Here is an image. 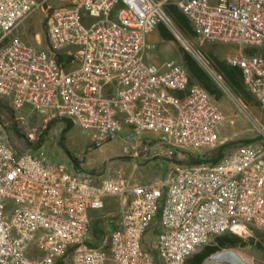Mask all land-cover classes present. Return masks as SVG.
Instances as JSON below:
<instances>
[{
  "label": "built area",
  "instance_id": "built-area-1",
  "mask_svg": "<svg viewBox=\"0 0 264 264\" xmlns=\"http://www.w3.org/2000/svg\"><path fill=\"white\" fill-rule=\"evenodd\" d=\"M49 2L0 0V95L15 109H52L95 129L98 139L128 127L182 148L218 144L224 116L216 100L184 63L148 62V35L160 24L175 27L166 8L174 3L209 41L261 46L264 0H70L45 20L54 50L74 47L70 68L12 36ZM192 53L227 88L208 56L196 47ZM227 61L241 67L264 110V54H231ZM180 78H189V96H182ZM108 197L120 201L119 224L91 247L90 211L103 209ZM158 215V236L148 248L145 234ZM249 229L264 232V146L257 154L238 149L215 164L175 163L162 180L141 183L121 170L96 178L50 162L0 132V264H187L216 236Z\"/></svg>",
  "mask_w": 264,
  "mask_h": 264
},
{
  "label": "rangeland",
  "instance_id": "rangeland-1",
  "mask_svg": "<svg viewBox=\"0 0 264 264\" xmlns=\"http://www.w3.org/2000/svg\"><path fill=\"white\" fill-rule=\"evenodd\" d=\"M69 2L70 0H50L44 7L31 13L14 30L12 36H17L26 43L50 51L63 65L70 67L69 62L63 58V52L52 48L45 28L46 17L59 6ZM120 6L121 2L114 9L115 16H117ZM174 24L175 27L165 24L158 25L151 31L158 36V39L148 38L150 43L146 58L148 62L161 63L174 59L187 66V57L201 66L192 53V47L201 49L210 61L212 55L220 61H227V57L231 54L251 52L247 51V48L235 44L209 41L194 31L188 34L175 21ZM160 26L164 29L163 34L160 31ZM261 47L264 48V46L252 48L255 49V52L264 53V49ZM219 74L222 76L220 72ZM211 79L213 78L211 77ZM222 79L224 80L223 76ZM213 81L217 85V94L226 102L230 111H223L221 108L224 118L218 127L219 142L212 148L177 147L162 135L137 133L128 127L118 134L98 139L95 129L75 125L66 118L54 115L52 109L39 111L29 104L15 109L11 99L1 95L0 132H4L11 143L20 150L45 152L50 162L65 161L72 169L90 172L96 178L112 176L121 170L131 181L141 183L162 180L173 164L181 163L179 161L188 165L186 151L205 153L209 160L219 159V162L238 149L253 154L259 153L264 146V111L262 107L251 95L253 100L249 99V101L259 107L253 109L248 106V111L244 110L234 98L233 90L225 80L227 88L216 80L213 79ZM219 103L223 104L221 101ZM204 163L212 164L211 162ZM97 214L102 229L106 231L101 239L103 242L112 232L119 217V199L109 197L105 207L97 210ZM159 215L145 234L148 248L154 247L158 236ZM221 235H225L227 240L220 249L234 248L251 264H264V232L249 229L242 234L225 232ZM89 241H96L92 233ZM210 243H216V240L214 239ZM203 247L197 252L203 253ZM211 253L210 251L204 252L202 259ZM193 255L188 258L187 264L194 263ZM158 262L163 264L161 259H158Z\"/></svg>",
  "mask_w": 264,
  "mask_h": 264
},
{
  "label": "trees",
  "instance_id": "trees-1",
  "mask_svg": "<svg viewBox=\"0 0 264 264\" xmlns=\"http://www.w3.org/2000/svg\"><path fill=\"white\" fill-rule=\"evenodd\" d=\"M167 11L173 18V20L178 24V26L186 33H191L193 30L192 25L188 19V17L183 13V11L174 3H167L166 5ZM162 25V24H160ZM160 31L162 34L164 33V29L160 26ZM195 32V31H194ZM187 67L190 71L191 76L200 82L210 93L217 92V85L213 79L208 75V73L197 63H194L189 58L186 57ZM211 62L214 67L222 74L225 82L230 86L234 93L240 94L245 98L251 97V93L247 90L244 84L243 78V71L241 67L238 65L230 64L228 61H220L216 57L212 55ZM188 158V165L204 163V162H211L212 164L218 163L219 159L217 160H209L206 157L205 153H195L191 151L185 152ZM73 158V157H72ZM182 163V161H179ZM91 233L95 236L96 241H87V245L91 247H96L101 245V239L106 234V231L102 229L98 217H95L91 220ZM216 243H209L204 245L203 251L207 252H214L221 248V246L226 244L227 237L225 235H218L215 237ZM75 246L71 247L70 251H72ZM204 253H195L194 256V263L201 264L202 257ZM63 260H59L57 264H62Z\"/></svg>",
  "mask_w": 264,
  "mask_h": 264
},
{
  "label": "crops",
  "instance_id": "crops-1",
  "mask_svg": "<svg viewBox=\"0 0 264 264\" xmlns=\"http://www.w3.org/2000/svg\"><path fill=\"white\" fill-rule=\"evenodd\" d=\"M148 38H152V39H158V36H156V34H154V33H150L149 35H148ZM261 46H264V45H261ZM252 47H254V46H247V47H243V48H247V51H251V52H249V53H246V54H258L259 52H255V49H253ZM256 47V46H255ZM73 48L74 47H67V48H65V49H63V50H61L62 52H63V58H64V60L65 61H68L69 62V64H70V67L72 66V62H71V55H70V52H71V50H73ZM261 48H263V47H261ZM264 49V48H263ZM261 54H264L263 52H261ZM66 68H70V67H67V66H65ZM192 77V76H191ZM192 79L194 80V81H197V80H195L193 77H192ZM198 82V81H197ZM200 83V82H199ZM201 84V83H200ZM245 84V83H244ZM246 87V86H245ZM210 93V92H209ZM213 97H214V99L216 100V102H217V104L221 101V102H223V104H218V106H219V108L221 109V108H223V111H230V109L228 108V106H227V104H226V102L225 101H223V99H221V96L219 95V94H217V92L216 93H210ZM233 94H234V96L238 99V101L237 102H239V104L244 108V110H248V106L249 107H252L253 109L255 108V109H258V107L259 106H257V105H255V104H251V102L249 101V99H252L253 100V97L251 98V97H249V98H245L244 96H242V95H240V94H237V93H234L233 92ZM256 102H257V100H255ZM257 104H259L258 102H257ZM221 105V106H220ZM260 105V104H259ZM260 107H261V105H260ZM263 109V108H262ZM221 111H222V109H221ZM257 111H259V110H257ZM264 111V110H263ZM109 198V197H108ZM108 198H106V202H107V200H108ZM95 217H98V214H97V210H91L90 211V218H91V220L93 219V218H95ZM118 224H119V217L117 218V220H116V224L114 225V227H113V230L118 226ZM112 230V231H113ZM100 243H102V242H100ZM189 264V263H188ZM192 264H195V263H192Z\"/></svg>",
  "mask_w": 264,
  "mask_h": 264
},
{
  "label": "water",
  "instance_id": "water-1",
  "mask_svg": "<svg viewBox=\"0 0 264 264\" xmlns=\"http://www.w3.org/2000/svg\"><path fill=\"white\" fill-rule=\"evenodd\" d=\"M166 138V137H164ZM201 264H251L234 248H224L212 252Z\"/></svg>",
  "mask_w": 264,
  "mask_h": 264
},
{
  "label": "bare ground",
  "instance_id": "bare-ground-1",
  "mask_svg": "<svg viewBox=\"0 0 264 264\" xmlns=\"http://www.w3.org/2000/svg\"><path fill=\"white\" fill-rule=\"evenodd\" d=\"M179 88L182 89V96H189L190 94L189 78H180Z\"/></svg>",
  "mask_w": 264,
  "mask_h": 264
},
{
  "label": "flooded vegetation",
  "instance_id": "flooded-vegetation-1",
  "mask_svg": "<svg viewBox=\"0 0 264 264\" xmlns=\"http://www.w3.org/2000/svg\"><path fill=\"white\" fill-rule=\"evenodd\" d=\"M202 252L204 253V252H205V250H204V251H202ZM206 257H208V256H206ZM206 257H205V258L202 260V262H203V261L206 259ZM202 262H201V263H202Z\"/></svg>",
  "mask_w": 264,
  "mask_h": 264
}]
</instances>
